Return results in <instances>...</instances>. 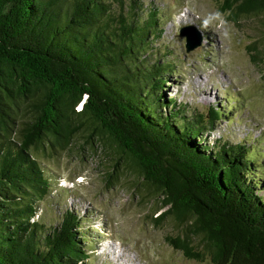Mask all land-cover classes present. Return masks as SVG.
<instances>
[{
    "label": "trees",
    "instance_id": "trees-1",
    "mask_svg": "<svg viewBox=\"0 0 264 264\" xmlns=\"http://www.w3.org/2000/svg\"><path fill=\"white\" fill-rule=\"evenodd\" d=\"M141 0H0V264H91L86 218L38 215L51 190L39 154L82 135L161 195L185 235L167 240L213 264H264V166L257 143L211 139L207 114L168 97L175 56L156 46L160 9ZM228 18L264 0H226ZM264 77V74H263ZM85 96H87L85 98ZM83 98L85 101L83 102ZM82 107L77 110V106ZM190 233L200 237L195 250ZM90 248V249H89Z\"/></svg>",
    "mask_w": 264,
    "mask_h": 264
},
{
    "label": "rangeland",
    "instance_id": "rangeland-1",
    "mask_svg": "<svg viewBox=\"0 0 264 264\" xmlns=\"http://www.w3.org/2000/svg\"><path fill=\"white\" fill-rule=\"evenodd\" d=\"M141 1L161 11L162 36L154 47L160 45L175 56L178 72L165 84L166 95L206 114L211 106H231L211 139L237 142L250 135L249 141L258 146L255 157L264 166V12L234 20L223 9L226 0ZM183 26L200 33L201 46L186 50V37L179 34ZM107 152L79 135L70 148L40 153L51 190L38 215L54 222L67 209L82 214L93 238L91 264H213L210 256H188L167 240L183 237L185 230L171 216L156 221L168 208L163 196L145 195L143 179L121 169V163L118 175L111 176L116 168ZM190 242L195 250H203L199 236L190 233Z\"/></svg>",
    "mask_w": 264,
    "mask_h": 264
},
{
    "label": "water",
    "instance_id": "water-1",
    "mask_svg": "<svg viewBox=\"0 0 264 264\" xmlns=\"http://www.w3.org/2000/svg\"><path fill=\"white\" fill-rule=\"evenodd\" d=\"M179 34L186 37V50L191 51L199 46H201L203 38L200 33L191 26H183L179 30ZM87 96H85L86 98ZM83 98V102L85 101Z\"/></svg>",
    "mask_w": 264,
    "mask_h": 264
}]
</instances>
